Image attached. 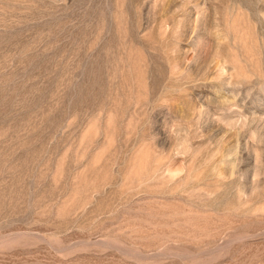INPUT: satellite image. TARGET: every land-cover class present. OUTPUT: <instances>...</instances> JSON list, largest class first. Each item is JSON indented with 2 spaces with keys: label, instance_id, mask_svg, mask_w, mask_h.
I'll list each match as a JSON object with an SVG mask.
<instances>
[{
  "label": "rangeland",
  "instance_id": "obj_1",
  "mask_svg": "<svg viewBox=\"0 0 264 264\" xmlns=\"http://www.w3.org/2000/svg\"><path fill=\"white\" fill-rule=\"evenodd\" d=\"M0 264H264V0H0Z\"/></svg>",
  "mask_w": 264,
  "mask_h": 264
}]
</instances>
